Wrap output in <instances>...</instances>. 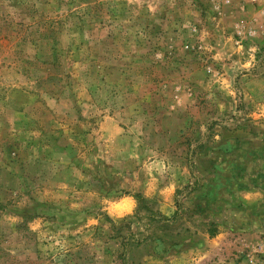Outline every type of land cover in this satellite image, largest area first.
<instances>
[{"label": "rangeland", "instance_id": "rangeland-1", "mask_svg": "<svg viewBox=\"0 0 264 264\" xmlns=\"http://www.w3.org/2000/svg\"><path fill=\"white\" fill-rule=\"evenodd\" d=\"M0 264H264V0H0Z\"/></svg>", "mask_w": 264, "mask_h": 264}]
</instances>
